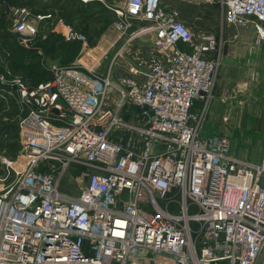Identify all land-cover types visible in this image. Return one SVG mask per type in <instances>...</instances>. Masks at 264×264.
<instances>
[{"label":"built area","instance_id":"built-area-1","mask_svg":"<svg viewBox=\"0 0 264 264\" xmlns=\"http://www.w3.org/2000/svg\"><path fill=\"white\" fill-rule=\"evenodd\" d=\"M219 3L226 22L264 40V0ZM115 12L122 35L139 29L122 51L153 38L148 52L130 51L128 75L73 63L33 88L13 81L24 114L21 150L2 160L0 264H264V156H232L227 138L201 136L192 111L215 84L216 37L161 0ZM14 15L19 32L38 34L25 9ZM74 39L87 48L68 28Z\"/></svg>","mask_w":264,"mask_h":264},{"label":"rangeland","instance_id":"rangeland-1","mask_svg":"<svg viewBox=\"0 0 264 264\" xmlns=\"http://www.w3.org/2000/svg\"><path fill=\"white\" fill-rule=\"evenodd\" d=\"M25 1L34 2L37 7L9 4L5 0H0L1 62L9 53L18 62L30 61V58L25 55L17 54L16 56L12 50L7 48L13 43L11 39L13 35L19 34L21 43L22 38L28 39L30 43L38 37L46 38L49 32H54L65 39L68 28L77 32L64 20L55 18L54 11L61 6H66L72 12L82 10L78 12L95 13L93 20H90V26L99 33L100 38L98 37L99 40L97 38L95 47L89 54L83 55V62L89 67L96 66L93 69L99 76H104L110 65H113V73L126 74L128 72L126 63L129 58L130 62L132 61L131 54L124 51L122 52L125 54L123 57L119 56L120 51V54H116L122 43L117 40V37L125 42L132 33H136L139 29L138 26L131 25L127 33L122 35L115 26L118 20L115 10L124 8L127 0H111L112 2L109 0ZM93 2H98V6L83 10ZM210 5H215V8L210 9ZM161 7L175 15L185 25L188 22L194 23L195 27L207 30L216 37L218 42L217 51L214 54L218 69L213 90L210 96L200 99L196 106V112L201 121V136L204 138L223 136L230 141V151L234 156L247 161L260 162L264 156V41L259 38L252 24L234 26L227 23L219 13V0H161ZM41 8L46 10V14L50 17L35 13ZM15 9L26 10L27 22L38 29L36 36L17 30ZM43 16L45 18L41 19ZM151 43L152 37L147 33H141L130 41L128 51L136 49L144 51L151 47ZM112 44H114L113 48H111ZM1 48L6 50L5 54L1 52ZM87 48H90L88 44ZM10 73L8 80L4 78V74H0V82H8L15 86L13 81L16 78L12 70ZM73 184L71 175L66 176L63 182L64 188L70 190ZM70 191H74V188Z\"/></svg>","mask_w":264,"mask_h":264},{"label":"trees","instance_id":"trees-1","mask_svg":"<svg viewBox=\"0 0 264 264\" xmlns=\"http://www.w3.org/2000/svg\"><path fill=\"white\" fill-rule=\"evenodd\" d=\"M5 1L9 4H19L22 6L29 5L33 6V8L37 7L34 2L28 3L25 0ZM98 4V2H93L88 8H83V10L90 9L91 6L97 7ZM78 11L82 10L72 12L71 10H68L66 6H61L54 11V13L57 20H64L67 24L71 25L75 31L84 34L87 38L88 45L93 47L99 37V33L95 32L90 26V20H93L95 13L83 14ZM35 13L47 15L46 10L42 8L40 10L37 9ZM11 39L13 41V43L9 45L11 48H7L12 50L16 56L17 54L25 55L30 58V61L27 63L18 62L17 59L9 53L2 62L0 61V74L8 75V72L12 70L14 75L20 77L23 82L31 85V88L52 79V73L46 68V62L48 60L56 61L61 66H69L75 62L83 48L82 41L77 39L66 40L63 36L57 35L54 32H49L46 38L38 37L33 39L27 47L21 43V36L19 34H17V36L13 35ZM1 52L5 54L6 50H2L1 48ZM3 86H5V84L0 82V88ZM7 87L12 89L13 86L8 84ZM8 103L9 110L4 112L3 104L0 103V137L1 135L4 136V134H10L13 132V134L11 133V136L17 138V134L9 127V123H11V121H16L20 112H17V106L14 104L13 100H9ZM23 114L24 112H22L21 116ZM0 145H2V147L5 146L4 142L0 143ZM7 145V150L9 147L10 151L17 148V142Z\"/></svg>","mask_w":264,"mask_h":264},{"label":"crops","instance_id":"crops-1","mask_svg":"<svg viewBox=\"0 0 264 264\" xmlns=\"http://www.w3.org/2000/svg\"><path fill=\"white\" fill-rule=\"evenodd\" d=\"M111 1V0H110ZM112 2V1H111ZM215 8V5H210V9H214ZM218 10H219V13L220 14H222V11H221V7H218ZM222 16H223V14H222ZM223 18H224V16H223ZM225 20V19H224ZM185 22V21H184ZM187 23V22H186ZM228 23V22H227ZM187 26L189 27V28H191L196 34H198V33H201V32H206V33H210V32H208L207 30H204V29H202V28H197V26L195 27V25H194V23H187ZM150 37H152V35H150V34H148ZM100 38V37H99ZM99 38H98V40H99ZM117 40L118 41H120V42H122L121 43V46H120V48H119V50L118 51H116V54L117 53H119V51L121 52V54H122V56L121 57H123L125 54H123L122 52V48H123V46H124V44H125V42H123L122 40H120L118 37H117ZM152 41H153V38H152ZM262 41H264V40H262ZM97 43H98V41H97ZM89 46V45H88ZM113 46H114V44H112L111 45V48H113ZM151 47H152V43H151V45H150ZM90 47V46H89ZM95 46H93V47H90V48H85L84 46H83V48H82V51H81V53L79 54V56H78V58L75 60V62H73V63H79V64H83L85 67H87V68H89V69H91V70H93L94 71V69L93 68H96V66H92V67H89V66H87L84 62H83V60H82V57H83V55L84 54H89V52L94 48ZM151 47H149L148 49H146V50H144L143 52L144 53H146V52H148L150 49H151ZM88 49V50H87ZM111 51V50H110ZM125 53H128L129 55H130V51H128V52H125ZM120 54V53H119ZM128 54H127V57H128ZM130 57V56H129ZM72 63V64H73ZM127 64V67H128V65L130 64V58L128 59V63H126ZM55 65H58V66H61L60 64H58V62H56V61H51V60H48V62H46V68L52 73V70H51V68L53 67V66H55ZM112 68H113V65L111 66L110 65V68H109V70L105 73V75H107V74H109V73H111L113 76H115V77H117V76H120V75H128L127 73L128 72H126V74H119V73H113V70H112ZM127 71H128V69H127ZM14 74V73H13ZM2 76H4V75H2ZM10 76H11V73L10 72H8V75H5V79L6 80H8L7 78H10ZM14 77L15 78H20V77H18V76H16V75H14ZM52 78H53V73H52ZM21 79V78H20ZM52 80V79H51ZM25 83V82H24ZM3 84H5V86H3V87H1L0 88V103H2L3 104V112L4 111H8L9 110V100H13V102H14V104L17 106V112H20V114H19V116L17 117V120L16 121H11V123H9V127L10 128H12V130L17 134V138H13L12 136H11V133L13 134V132H11L10 134H4V136L3 135H1V137H0V143H2V142H4V147H2V145H0V177L1 176H3L4 174H5V166L3 165V163H2V160H3V158H10V159H12V158H15L16 156H18V154H19V152H20V150H21V142H20V137H19V127H18V120H19V118L21 117V114H22V112H23V108H21V105H20V103H19V100H20V95H19V93H18V91H17V85H11V86H13L12 87V89H10L9 87H7L8 86V82L7 83H3ZM25 85L26 86H28V87H32L31 85H29V84H27V83H25ZM198 101L199 100H197L195 103H194V106H193V109H192V111H193V113H195V114H197V112H196V106H197V104H198ZM5 120H6V118H5ZM4 138V139H3ZM13 142H17V148L15 149V150H13V151H10V149H9V147H8V150H7V147L6 146H8L7 144H10V143H13ZM230 153H231V151H230ZM231 155L232 156H234L232 153H231ZM234 157H236V156H234ZM236 158H238V157H236ZM238 159H240V160H243V159H241V158H238ZM243 161H246V162H250V163H258V162H252V161H247V160H243ZM1 187V186H0Z\"/></svg>","mask_w":264,"mask_h":264},{"label":"water","instance_id":"water-1","mask_svg":"<svg viewBox=\"0 0 264 264\" xmlns=\"http://www.w3.org/2000/svg\"><path fill=\"white\" fill-rule=\"evenodd\" d=\"M56 112V111H55Z\"/></svg>","mask_w":264,"mask_h":264}]
</instances>
